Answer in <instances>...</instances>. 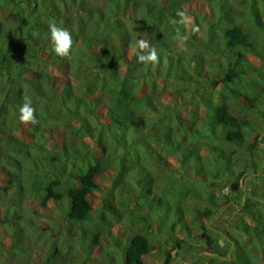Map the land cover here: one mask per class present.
<instances>
[{
	"label": "trees",
	"instance_id": "obj_1",
	"mask_svg": "<svg viewBox=\"0 0 264 264\" xmlns=\"http://www.w3.org/2000/svg\"><path fill=\"white\" fill-rule=\"evenodd\" d=\"M217 2L220 4L211 6L208 13L197 15L190 0H0V16L9 14L8 22L0 17V157L14 159V171L8 173L10 185L3 189L14 184L18 195L41 194L42 205L66 198L67 220L82 223L91 215L90 195L99 190L96 177L106 166L117 169L119 174L139 168V173H131L138 188L134 194L127 190V194L147 199V227L154 226L163 236L173 234L169 240L171 249L164 252L165 264L174 259L171 250L182 244L186 252L202 250L214 260L212 264H264L263 188L249 189L245 194L244 189L230 187V193L221 194L220 200L207 193L208 206L193 209L189 222L176 201L150 197V185L146 189L139 187L150 176L138 154L130 150H136L137 142L145 143L147 150L155 139L170 152L180 150L187 164L193 162V177L200 182L211 180L209 177L219 181L223 175L233 176L237 184L243 178L245 185V178L252 174L250 180L264 181V157L260 162L246 164L264 146L257 139L248 141L253 125L231 111L236 103L252 116L264 115V97L255 93L257 89L251 94L248 91L255 82H240L237 86L241 76L250 72L264 83V68L253 59L263 54L252 40L249 25L232 17L230 3L213 1ZM248 4L253 18L264 11V0H250ZM181 12L189 23L179 22ZM253 22L263 26L260 20ZM50 24L71 34L70 57L52 52ZM179 36H186L181 43L198 54L193 57L178 52ZM139 40L156 48V63L137 61ZM208 51L221 59L208 63L215 70L203 77L199 73L203 63L198 60L202 58L200 52ZM48 67L58 69L59 75L49 73ZM194 75L218 88V99L201 101L205 112L202 128L189 129L194 138L208 141L205 154H200L197 147H181L176 126L171 124L179 119L175 107L169 109L171 105L166 108L167 127L161 132H154L155 127L150 129L152 123L159 126L165 118L162 122L158 119V98L138 94L142 82L154 76L193 80ZM28 84L30 95L25 92ZM26 102L34 108L36 118L35 122H24L30 130L28 142L14 135L11 128L7 132L3 129L9 124L14 128L19 125L20 108ZM176 125L186 130L182 124ZM61 126L80 142L66 144L64 135L62 144L54 141L47 147L46 133ZM147 129L150 132L143 134ZM221 142L230 148L218 145ZM121 147L124 151L118 155ZM97 151L101 155H96ZM240 151L247 153L240 155ZM88 152L90 161L84 158ZM238 191L240 198L244 196L240 203L236 199ZM104 210L119 217L110 203ZM224 214L230 216L221 224L219 219ZM176 228L197 244L176 236ZM97 236L95 233V242ZM109 248L114 264H146L144 256L151 253L152 238L137 231L123 239H113ZM177 264L192 263L181 260Z\"/></svg>",
	"mask_w": 264,
	"mask_h": 264
},
{
	"label": "rangeland",
	"instance_id": "obj_2",
	"mask_svg": "<svg viewBox=\"0 0 264 264\" xmlns=\"http://www.w3.org/2000/svg\"><path fill=\"white\" fill-rule=\"evenodd\" d=\"M213 1L215 2V0H190V3L196 14L200 15L208 13L211 6L220 4L219 2L213 3ZM249 1L247 0L246 3L245 0H227V3L231 5V14L235 21L249 25L252 40L256 43L257 49L263 54L261 56L254 55L253 59L256 64L264 68V11H261L260 16L256 18L251 17L249 15ZM0 17L5 22L9 21L8 13H3ZM254 19L262 21L263 26L252 23ZM201 24L206 27V22H201ZM198 28L201 27L198 26ZM178 48V52L184 55L193 56L198 54V52L193 53L192 48L183 45L181 41ZM200 53L202 58H199L198 61L203 64L199 73L203 77H209L211 71L215 69L209 67L208 63H214V61L221 58L209 51ZM47 71L54 75L60 73L54 67H48ZM261 71L262 69H259V72ZM250 73L243 74L237 86L240 82L249 85L254 81L255 85L253 87L248 86V91L251 94L257 89L255 93H259V96L263 99L264 83L255 73ZM27 75L32 77L31 73H27ZM192 78L193 80H181L154 76L151 80L142 82L138 94H149L153 98H158V102L154 101L157 108L161 110L158 119L162 122V118H165L159 126L157 123H152L150 129L155 127L154 132L155 130L161 132L167 127L168 121L166 118L168 114L166 112L168 109L166 108L171 105L169 109L172 106L175 107L176 116L179 119V121H171V124L176 126L174 131L181 147L184 149L197 147L200 154H205L209 145L208 141L205 139L200 141L194 138L189 129L191 127L195 131L197 128H202L201 119H204L205 112L201 101L204 98L218 99V88H212L210 83L202 81L201 76L194 75ZM29 86L28 84L25 89L27 95H30ZM223 94L227 93L224 92ZM231 111L253 125V129L249 132L248 141L257 139L260 141V145L264 146V115L252 116L249 112H244L236 103H233ZM178 123L182 124V128L186 130L179 129L176 125ZM26 125L24 126V121L19 120V125L16 128L9 124L3 129L4 132H7L11 128L14 135L22 141L28 142L31 137L29 136L30 130L26 128ZM149 132L147 129L143 134L147 135ZM46 134L47 147H50L54 141H60V144H62L64 135L66 144L80 142V139L64 126L50 130ZM144 144L143 142H137L136 150L135 148L130 149L133 150L131 153L138 154L142 164L147 169V175L150 176L149 180L145 179L139 187L146 189L150 185V197H158L162 201H176V204L181 206L184 212L183 216L189 222L192 219L193 209L208 206L207 193H213L214 197L220 200L221 194L230 193V187L234 190L244 189L246 190L245 194L249 189H264V181L255 182L250 180L253 174L245 178V185L243 178H240L239 184H237L233 176L223 175L219 181L209 177L211 180L200 182L193 177V162L187 164L181 156L180 150L170 152L162 148L155 139L150 141L147 150L144 149ZM218 145L230 148L222 142ZM123 151L122 147L118 148V155H121ZM95 153L101 155L100 151ZM246 153L247 151L239 152L240 155L244 156ZM134 154L132 155L135 156ZM234 156H237V154ZM248 157L250 158V155ZM263 157L264 150L258 149L255 158L249 160L246 164L250 165L252 161L260 162ZM84 158L86 161L92 160L89 152L85 154ZM18 159L20 163H24L21 158ZM12 160L14 159L5 157L0 159V188H2L0 189V264H45L48 261L56 264H114L111 258L112 255L109 253L111 241L115 238L123 239L137 231L144 232L152 238L151 253L144 256L146 264H165L164 252L171 249L172 243L169 240L173 234L163 236L157 233L154 226L153 228L147 227L144 218L149 214L147 199H136L135 196L127 194V190L132 191L134 194L136 188H138V185L134 186L132 182L131 173H139V168H136L135 171L134 169L132 171L125 170L122 174H119L117 169L106 166L96 177L99 190H95L90 195L91 215L86 221L78 223L67 220L69 203L66 198L59 201L49 200L45 205H42L40 203L41 194L36 196L30 194L18 195V187L14 184H11V188L4 190V186L10 185L8 182L9 171H14L11 164ZM248 169L252 170V167ZM190 186L192 190L189 192ZM238 192L237 196L239 197L241 193ZM240 197L236 198L238 199L237 203L244 200V196ZM107 203H110L117 210L119 217H115L104 210ZM101 216L105 218L104 221L100 220ZM229 216L224 214L220 217L219 222L221 224L225 223ZM173 232L180 239H186L192 244H197L196 240L188 238L182 230L176 228ZM95 233L98 234L96 242L94 239ZM110 234L113 236H110ZM182 245L178 249L171 250L172 254L175 253L174 259L166 264H177L181 260L189 261L192 264L213 263L214 260L208 258V255L202 250L198 253L186 252L182 249Z\"/></svg>",
	"mask_w": 264,
	"mask_h": 264
},
{
	"label": "clouds",
	"instance_id": "obj_3",
	"mask_svg": "<svg viewBox=\"0 0 264 264\" xmlns=\"http://www.w3.org/2000/svg\"><path fill=\"white\" fill-rule=\"evenodd\" d=\"M181 17L180 23H189L188 18L183 12L178 13ZM49 39L51 43L52 52L59 57H70V51L72 48L73 40L71 34L64 28L58 27L55 24L49 25ZM186 36H179L178 40H186ZM137 56L136 59L141 63H156L158 60V54L155 47H150L147 41H137ZM146 50V51H145ZM19 119L24 122H35L34 108L30 102H26L20 108Z\"/></svg>",
	"mask_w": 264,
	"mask_h": 264
}]
</instances>
